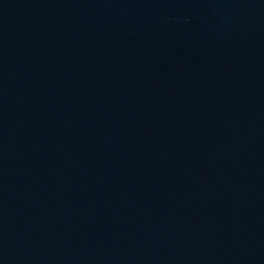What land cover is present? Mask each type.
<instances>
[{
    "label": "water",
    "instance_id": "water-1",
    "mask_svg": "<svg viewBox=\"0 0 264 264\" xmlns=\"http://www.w3.org/2000/svg\"><path fill=\"white\" fill-rule=\"evenodd\" d=\"M0 264H264V0H0Z\"/></svg>",
    "mask_w": 264,
    "mask_h": 264
}]
</instances>
